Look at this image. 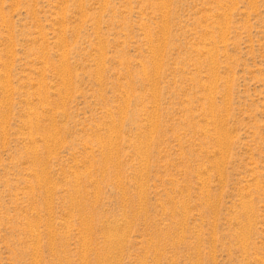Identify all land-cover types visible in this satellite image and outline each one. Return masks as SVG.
<instances>
[{"label": "rangeland", "instance_id": "374dc122", "mask_svg": "<svg viewBox=\"0 0 264 264\" xmlns=\"http://www.w3.org/2000/svg\"><path fill=\"white\" fill-rule=\"evenodd\" d=\"M0 264H264V0H0Z\"/></svg>", "mask_w": 264, "mask_h": 264}]
</instances>
